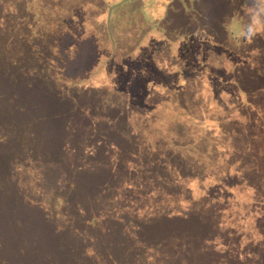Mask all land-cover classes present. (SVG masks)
<instances>
[{"label":"trees","instance_id":"trees-1","mask_svg":"<svg viewBox=\"0 0 264 264\" xmlns=\"http://www.w3.org/2000/svg\"><path fill=\"white\" fill-rule=\"evenodd\" d=\"M51 2L0 0V91L11 86L10 91L3 93L9 97H2V94L0 98L11 99L10 102L45 101L48 107L32 122L59 119L65 123L61 126L72 132L73 142L75 133L85 129L98 131L105 137L109 135L104 128L99 130V123H95L97 113L100 119L109 117V107L106 108L99 98L104 85L101 84L95 96L90 91L94 90L95 83L105 82L108 70L126 75L131 62L136 64L133 77L143 74L144 83L124 91L114 85L105 89L109 92L105 99L109 97V101L123 107L116 110L120 113V123L123 127L129 125L124 111L129 96L140 88H147L150 90L147 103L153 100L151 111L160 120L152 125L146 136L170 138L172 147H179L177 144H185L186 136L175 134L167 123L181 119L187 130L195 131L193 144L180 147H189L188 156L196 157V163L205 170L213 169L219 180L208 183L205 189L204 180L206 177L210 180L209 172L193 166L204 176L197 186L195 177L184 183V187H188L189 193L197 187L206 191L203 203L191 199L189 208L177 209L174 213L163 207L165 211L141 219L142 226L157 229L158 236L165 235L161 233L164 229L173 234L182 232L188 240L166 238L162 245L171 247L177 260L159 247L160 257L153 259V264H264L261 238L254 240V235L247 230V246L239 242L235 246L238 235L235 222L224 226L215 217L217 212L211 211V205L219 211H227L232 207L231 201L241 202L247 205L241 213L245 226L256 222L264 224V63L254 60L253 51L258 49L253 45L256 35L249 36L250 26L245 23L250 16L259 17L251 7L255 3L264 8V0ZM186 49L190 53L195 51L193 56L181 64L174 61L170 69L171 60L178 57L177 52ZM199 68L206 75L205 87L201 90L204 98L199 109H190L181 105V97L183 99L187 92L182 80L187 82L193 78L191 71ZM176 73L180 78L174 82ZM149 74L156 75L155 79L151 80ZM168 74L171 75L163 79ZM56 80L65 81L66 87L61 89ZM129 80L131 88L132 80ZM151 81L155 84L150 86ZM180 88H183L181 97ZM160 99L172 107L166 103L162 106ZM15 111V106L0 101V150L10 142L14 131L24 130V135H30L33 125L22 129V124L15 119ZM223 114L233 115L230 126L220 123ZM106 131L109 132V127ZM253 132L259 134V139H254ZM222 136L238 138V145L231 148L226 141L220 146ZM125 138L128 145L119 151L120 157L111 161L112 165L118 168L130 159L140 169L132 173L142 174L146 170L143 161L154 156V152L148 141L138 134ZM169 152L173 153V148ZM170 156L160 160L164 164L171 162ZM117 168L112 169L109 181ZM160 170L156 169V173ZM160 186L168 196L178 192L172 180L161 181ZM7 189L14 191L15 211L19 207L24 212L11 216V193ZM24 199L12 176L0 170V264H23L22 247L10 250L8 244L15 237H28L35 229L26 212L28 209L38 212L37 207L32 209ZM46 245L50 247L48 242ZM51 250L54 259L48 264H75L65 260L63 252Z\"/></svg>","mask_w":264,"mask_h":264},{"label":"rangeland","instance_id":"rangeland-1","mask_svg":"<svg viewBox=\"0 0 264 264\" xmlns=\"http://www.w3.org/2000/svg\"><path fill=\"white\" fill-rule=\"evenodd\" d=\"M48 2L52 3L51 0ZM101 4L103 5L102 1ZM251 8L259 17L250 16L245 23L259 29L256 38L253 37V45L258 48L253 51V57L257 63L261 61L262 64L264 63V8L255 3ZM238 49H240L239 46ZM194 52L190 53L188 49L177 52L178 57L171 60L170 69L174 61L180 64L182 61L186 62ZM136 67L137 65L131 62L127 76L117 75L114 70H108L105 82L95 83L94 90L90 91L95 96L101 84L107 87L99 91V98L106 108L109 107V117L100 119L98 113L95 116L97 117L95 123H99L98 129L104 128L103 130L109 135L105 137L99 135L98 131L85 129L75 133L73 142L72 132L68 127L61 126L65 123L59 119L51 121L47 118L32 122L48 107L45 101L10 102L11 99L2 97H9L8 94L3 93L10 91L11 89L8 88L11 86L0 91V96L4 95L0 101L16 107L15 119L22 124V129L28 128L29 124L33 125L28 137L24 135V130L21 133L14 131L9 138L10 142L0 150V170L7 171L12 176L25 197V202L31 205L32 209L36 206L38 210L36 212L26 209L30 223L35 225L33 233L28 237H15L13 242L9 240L10 250L22 247V254H25L21 256L23 264H48L54 259L52 248L57 252H63L64 259L75 264H143L144 262L153 264L152 260L160 257L159 247L172 256L173 260H177L176 253L172 255L171 247H163L162 242L166 238H184L188 241L182 232L173 234L172 231L163 229L161 233L165 235L158 236L157 229L143 227L141 219L153 217L158 211H165L163 207H168V211L174 213L177 209L181 211L189 208L191 199L203 203L206 191L202 192L197 187L189 193L188 187H184V183L195 177H197L195 182L197 186L204 176L200 170L193 169V166H200L202 171L209 172L210 180L207 177L204 180L205 189L209 184L218 183L219 180L213 169L205 170L202 165L196 163V157L188 156L189 147H180L193 144L195 131L190 128L187 130L188 127L181 119L177 118L167 123L168 128L175 134L186 136L185 144H177V140L175 141L179 147H172L170 138L163 140L159 137L152 139L146 136L151 132L152 125L160 119L151 111L153 100L147 103L146 97L150 90H146L144 84V89L136 90L137 93L129 96L128 102L126 101L128 104L124 111L127 113L129 125L123 127L120 123V113L117 114L116 110H121L123 107L109 101V97L105 99L106 94H109L105 89L109 90V85H114L124 91L144 83L143 74H135L133 77ZM191 72L193 78L187 79V82L182 80L187 92L182 99L183 88H180L179 94L183 101L181 105L190 109H199L204 98L201 90L205 87L203 81L206 75L200 68L193 69ZM149 75L151 80L155 79L156 75ZM177 76L176 73L174 82L180 78ZM80 77L81 75L77 76L78 79ZM127 77L130 79L129 82L132 80L131 88H129ZM56 83L61 89L67 85L65 81L60 80H56ZM153 84L155 83L151 81L150 86ZM135 95L137 96L132 98ZM135 98L139 100L135 101ZM160 102L162 106L166 103V106L172 107L164 99H160ZM174 111L178 110L174 109ZM232 116L231 114L221 115L220 123L223 126H230L229 121L233 118ZM108 127L109 132L106 131ZM254 133H252L254 139H259V134ZM129 134H138L140 138L148 141L154 156L146 162L143 161L142 166L146 170L142 174H133L132 170L140 169L132 160L127 159V163L116 167V172L112 174L113 179L109 181L112 169H116L111 161L114 162L116 157H120L119 151L128 145L125 137H129ZM1 137L4 135L2 134ZM220 138L222 143L220 146L226 141L231 148L238 145V138L230 139L225 136ZM171 148L173 153L169 152ZM169 154L171 162L164 164L163 157ZM158 168L161 170L156 173ZM178 178L180 180L177 183ZM170 180L177 185L175 188L178 189L172 197L168 196L164 188L160 186L161 181L169 182ZM8 191L11 193L10 208L13 209L11 216L24 212L19 207L15 211V203L12 201L14 191ZM15 195H18V192ZM219 203H222V199ZM230 205L232 207L227 211H219L211 205V211L215 214L217 212L215 217H218L224 226L235 222V230L238 233L235 246L238 242L247 246L245 241L247 230L254 235V240L261 238L260 242L263 244L264 224L256 222L245 226L241 213L247 205L236 201H231ZM47 242L50 247L46 245Z\"/></svg>","mask_w":264,"mask_h":264},{"label":"clouds","instance_id":"clouds-1","mask_svg":"<svg viewBox=\"0 0 264 264\" xmlns=\"http://www.w3.org/2000/svg\"><path fill=\"white\" fill-rule=\"evenodd\" d=\"M247 31L249 33V36L251 37V36H255L256 33H257V31H259V29L258 28H255V27H249L247 29Z\"/></svg>","mask_w":264,"mask_h":264}]
</instances>
